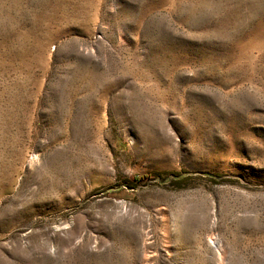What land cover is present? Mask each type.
Returning a JSON list of instances; mask_svg holds the SVG:
<instances>
[{"label":"rangeland","instance_id":"rangeland-1","mask_svg":"<svg viewBox=\"0 0 264 264\" xmlns=\"http://www.w3.org/2000/svg\"><path fill=\"white\" fill-rule=\"evenodd\" d=\"M183 263L264 264V0H0V264Z\"/></svg>","mask_w":264,"mask_h":264},{"label":"bare ground","instance_id":"bare-ground-1","mask_svg":"<svg viewBox=\"0 0 264 264\" xmlns=\"http://www.w3.org/2000/svg\"><path fill=\"white\" fill-rule=\"evenodd\" d=\"M132 141V140H131ZM173 216V215H172ZM171 216V217H172ZM176 216V215H175ZM168 219V218H167ZM166 219V220H167ZM192 222V221H191ZM210 222H212V221H210ZM183 223H184V220H182V219H177V218H170V222L168 223L169 225H168V231L171 233V235H173V236H175V235H179V233H180V230H181V227H182V225H183ZM186 223V222H185ZM188 223V222H187ZM184 229V228H183ZM190 230V229H189ZM183 231V230H182ZM180 236H182V235H180ZM172 237V236H171ZM210 238H211V236H210ZM169 241V240H168ZM184 241V240H183ZM186 241V240H185ZM220 241V240H219ZM205 242V241H204ZM178 243V242H177ZM184 243V242H183ZM207 243V242H206ZM208 243L215 249V250H219V247H218V241H214L213 239H210L209 241H208ZM172 244V243H171ZM169 245V244H168ZM171 246V245H170ZM205 246V245H204ZM209 248V247H208ZM212 248V249H213ZM221 248V247H220ZM177 249V248H176ZM164 250H165V248H164ZM223 251V250H222ZM221 251V252H222ZM166 252V251H165ZM176 252V251H175ZM210 252V251H209ZM211 252H213V251H211ZM217 252V251H216ZM160 253V252H159ZM173 253H174V251H173ZM169 254V253H168ZM212 254V253H211ZM218 257V256H217ZM164 258H165V256H164ZM163 259V258H162ZM218 259V258H217ZM223 259H224V257H223ZM222 259V260H223ZM214 260H215V258H214ZM219 261V260H218ZM222 262V261H221ZM184 264V263H183Z\"/></svg>","mask_w":264,"mask_h":264}]
</instances>
